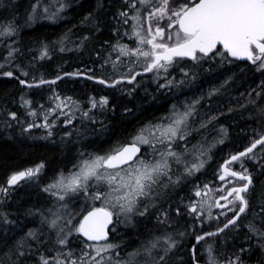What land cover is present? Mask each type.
<instances>
[{
    "label": "snow or ice",
    "instance_id": "obj_1",
    "mask_svg": "<svg viewBox=\"0 0 264 264\" xmlns=\"http://www.w3.org/2000/svg\"><path fill=\"white\" fill-rule=\"evenodd\" d=\"M66 5L61 4L60 10ZM48 5H42L41 0H36L31 8L28 22L34 19H54L56 13L49 14ZM104 8L101 0H97L99 11ZM131 14V15H130ZM113 19L116 21V27L111 30L119 35L120 29L129 23L131 19L134 23L131 25V34L128 30L123 35L135 37V47H130L119 43L112 44V50H118L120 56L135 57L129 59L127 63V72H121V66L124 61L118 64L111 60L110 55L103 58L100 65L101 70L106 65H110L114 75L112 77H98L89 75L87 79L95 80L101 85L115 87L121 83L132 84L137 76V66L142 67L143 73H153L154 79L159 81L163 74L164 82L158 83L159 89H169L183 84L189 75L195 78L196 72L191 73L180 69L183 79L176 81L173 77L168 79L169 69L174 65L182 63L185 59L193 62V67L202 65L206 60H216L219 57V64H232L236 61H245V67L259 72L264 77V0H121L117 10L113 13ZM81 24H91L95 31L101 30L103 21L93 12H89L81 20ZM18 35V29L13 22L0 25V44L5 40ZM122 39V36H120ZM67 39V33L59 41V51L64 52V40ZM84 36L79 47L83 46V41L88 40ZM16 41L13 40L12 44ZM105 44L109 41H104ZM8 49L5 62L12 67L7 71L0 72V76L15 78L21 86L31 90L39 88L42 85H55L62 79L57 74L54 79H45L43 75L36 77L32 75L31 82L27 79L30 76V68L34 67L30 62L29 67L16 63L15 54L20 50L18 47H12L11 44L5 45ZM99 56L100 54L97 53ZM117 56L116 60H120ZM50 58V48L48 44L42 43L39 53V59ZM0 64V69L4 68ZM244 69H241L243 71ZM79 71L75 73H63L64 76L80 75ZM118 77V78H117ZM231 79V78H229ZM228 80L224 81L227 84ZM223 87V85H221ZM260 91L252 89L256 98L264 99V79H261L258 85ZM131 91H134L132 89ZM219 92V88H211L207 96L211 98ZM249 97L252 93L250 92ZM51 99L60 101L55 109L40 108L44 111L43 125H36L35 122L27 124V128L22 129L27 132L33 127L42 126L51 129L55 121L49 122L48 113L60 109V115H65V123L71 124L69 118L63 111L65 103L72 102L71 97H64L61 100L59 94L53 92ZM203 97L192 100L190 104L184 105V110L179 111L173 106L171 113L167 117H160L161 123L150 124L141 128L126 142L117 141L113 146L103 154L79 153L77 162L73 164L75 171H70L67 175L61 170L52 181L44 185L42 191L55 197L57 209L53 211L48 208L49 216L39 209H29L27 215H33L38 212L41 217V229H29L23 237L8 248L4 256L0 258V264H175L174 257L183 242L186 235H192L196 243L189 248V261L185 262L181 257L179 264H200L198 257V246L205 241L206 237H219L227 235L228 231H235L241 227L248 229L245 233V239L251 240L256 237L257 246L264 253V189L259 194L260 211L256 213L251 202L253 176L244 166L243 158L249 159L255 156L254 150L260 147L264 152V125L261 129H254L258 138H253L250 146H246L242 151L232 154L226 159L221 168L220 180H225L227 176L236 178L239 186H233L227 189V195H221L220 200L227 204H220L219 200H209V193L212 191L208 184L193 185L192 191L195 197L189 195L186 199H180V203L173 206L169 204L164 207L167 198L170 197L171 190L178 187L188 177H192L196 172L204 167L205 160L199 159V156L205 153H199L195 162L190 165L185 164L184 170L173 179L172 166L169 158L176 164L182 163L181 157L185 153H178L173 145L177 141H185L189 129V118L196 114V106ZM21 106L27 111V115L37 116V109L31 107L32 101L25 95L20 96ZM89 103L92 108L98 105L102 108L108 104L107 97H101L99 101L90 98ZM248 103L256 105V99H249ZM245 105H241L244 107ZM231 111V109H229ZM257 112L264 118V105L257 108ZM7 115L12 120L18 121L16 111H8ZM85 117L89 116L84 112ZM167 119L169 122L163 124ZM215 117H211L209 122ZM7 123L11 127V123ZM200 127H207L206 123H201ZM147 131V135L145 132ZM226 134V130L221 128ZM159 133V136L156 133ZM47 135L52 136L48 131ZM68 135V133H66ZM223 143V139L219 141ZM163 145L162 151L156 148V145ZM141 145H148L152 149L153 155H159V159L149 160L147 153L141 152ZM187 151V150H186ZM233 162H239L242 171H235L231 165ZM44 164H37L35 167L27 168L22 171L12 173L5 182L0 185V195L8 196L10 188L18 185L21 180L37 178ZM80 205L73 210L68 209L66 198L75 197L80 200ZM231 197V199H229ZM228 208L231 212H222L224 220L220 221L214 231H204L203 220L205 210H208V217L211 218V208ZM253 212L252 219H246L249 211ZM174 214V215H173ZM155 216L157 228H171L180 217L191 218V224L184 231H165L160 235L149 234L140 246L128 254L129 259L125 261L114 260L112 250L119 247L118 244L110 242V232H115V224L124 223L135 226L136 218H147ZM115 217V221H114ZM123 217V219H121ZM259 219L260 223L255 221ZM218 219V218H217ZM242 221H245L242 223ZM0 223L4 225L14 224L15 221L9 219L7 212H0ZM200 223L199 231L196 224ZM47 225L48 231L42 230ZM112 225L110 228L109 226ZM202 233V234H201ZM179 237L181 239H177ZM208 252L207 264H244L242 254L252 251L251 246L244 248L241 246L237 252L232 253L227 259L220 260L213 255V245L206 246ZM119 256V253H116ZM264 264V261L261 262Z\"/></svg>",
    "mask_w": 264,
    "mask_h": 264
},
{
    "label": "trees",
    "instance_id": "obj_2",
    "mask_svg": "<svg viewBox=\"0 0 264 264\" xmlns=\"http://www.w3.org/2000/svg\"><path fill=\"white\" fill-rule=\"evenodd\" d=\"M32 4L33 0H0V25L13 22L18 29V35L13 36L8 40H5L3 44H0V62L4 58L6 54L5 52H7L3 47L7 44H12V41L15 40L16 43L13 44V46L18 47L20 50L15 54V63L29 67L30 62H33V58H36L34 61V67L30 68V76L27 78L29 82H31L32 75H35L36 77L43 75L45 79L51 80L54 79L57 74H60L62 79L57 81L55 85H42L39 88L29 90L25 86L19 85L15 78L0 76V116L7 115L8 111H16L18 113V121L21 123V116L23 114L20 103L21 95H25V97L29 96L33 101L34 108L40 105L49 107L50 104L45 102L46 100H44V97L46 93L49 94L52 92L62 96H71L79 101L83 100L82 102H85L90 96L98 98L101 93L104 97L109 99V103L105 109H102L103 113L98 117L100 121L104 119L103 123L101 122L99 125L96 122L89 121L87 124L82 125V127L83 129H90L92 126L91 128L93 130H86L87 132L84 131V135L81 136H76L75 133H71V137L68 141L53 143L50 142V140L31 143L26 140L25 136H20L21 134L24 135V132L22 133L21 125H16L14 128L11 127L7 130H2L0 126V185H4L6 179L12 173L34 167L41 163L44 164V168L42 169L43 173L40 181L42 184L46 181L49 182L61 170H63L64 173H67L73 164H75L77 153L81 151L103 153L114 142H126L139 127L154 121L158 117H162L168 107V102L155 104L159 99L156 102L154 99L151 100V94H146L142 97L138 95L137 87L135 88V86L143 84L140 83V78L147 76V74L144 73L137 76L134 84L130 85L125 82L127 84L124 83V90L119 88L115 89L113 87L105 88L103 87L104 85L102 86L95 81L93 82V80L87 79L89 75L83 73L82 75L74 76L63 75L65 72L75 73L78 71L79 67H82L88 61H94V58L97 59L99 57L97 55V50L100 47L99 40L105 38L108 41V35L112 31L111 29L117 26L116 21L113 19V13L115 11H110L106 6L105 9L94 11L97 8L96 1L93 3L91 0H86L78 6L70 7L64 13L65 18L55 24L46 22L31 24L28 22V17ZM90 11L93 12L94 16H98L99 19L103 21V24L101 25V31L99 34L90 37V40L82 46L80 54H77L76 57L70 55L63 58L57 51L50 49V58L43 60L39 59L42 43L48 44L57 41L64 36L65 33L73 32L77 29L79 24L84 27L91 26V24H81L83 17ZM125 30L126 28L124 25L121 27L120 34L118 35L119 37L122 36V39L125 36L123 35ZM120 39L121 38H119V40ZM106 40H102V44L101 42L100 44L104 50L108 51L107 54H110L112 52V43L109 42L103 44ZM101 52L99 54H102ZM102 62L103 60L91 71V73L94 74V76L108 78L109 76L100 73L105 70H101L100 68ZM192 63L193 62L186 59L182 62L185 66ZM245 65L246 63L234 62L232 64L218 63V65L211 66L209 60H206L202 63L199 69L200 74L196 75L198 79L202 80L200 85H205V89L208 90L213 87L219 88L226 79L229 81V91L226 92L228 93L227 95L225 93L223 100L220 102L215 98V100H213L214 102L208 107H205L204 110H213L214 116L219 115L220 113L226 114L229 112V109L235 111V117L227 114L225 116L226 119H224V124L230 131L229 142L216 149L212 154L211 162L208 164L204 172L198 173L191 180V189L193 188V185L202 186L205 183L208 184V187L212 190L209 193V200L218 197L217 182L220 173L219 166L222 165V163L232 154L242 151L246 146H250L251 143L250 139H244L241 135H238L237 131H234V129L230 127L234 126V124L235 126L243 124L242 120L245 118L244 114L246 112L240 113L238 111L241 109V105H243L241 101L256 99L257 102H261L262 105H264V99L256 98L255 92L252 91V89L260 91L258 85L264 77H262L259 72L253 74V70L246 68ZM9 69L10 68H2L0 69V72ZM241 69L244 70L241 71ZM196 85H198V83H196ZM100 87L103 90H101ZM153 88L155 90L156 87ZM24 89L29 92L23 91ZM132 89H134V91H131ZM168 92L169 91H164V93ZM250 92L252 93L251 97L248 95ZM38 102H40V105ZM256 110L257 108L249 111L251 113L250 116L258 114V112H255ZM246 114L249 115L248 113ZM89 115L94 119L93 117L96 115V112H92L91 110ZM96 118L95 121L97 120ZM241 118L242 120H240ZM257 118L261 119L262 117L257 116ZM96 126L102 128V130L98 131V134L95 129ZM63 131L66 132V129ZM259 150L260 147L254 152L255 156L253 158H243L244 166L248 168V171L253 176L251 202L256 213H259L260 211L259 194L262 188V183L264 182V152L259 156L257 155ZM236 163L237 162H234L232 165L234 166ZM236 165L234 166L235 171H242L240 164ZM239 183L241 182L234 178L227 177L224 180V194H226L227 189L237 186ZM13 192H16L14 200L3 201V205L6 209L5 212L9 214V219L15 221V223L13 227L0 224V230L5 229L8 234H3L2 231H0V258L4 256V253L8 248L12 247L17 240L25 235V229L32 220V218L27 217V211L29 209L41 210L40 208L46 205L49 206V203L45 205L42 200H38L37 197L41 195L29 186L16 187ZM193 193L186 194V197L187 195H192L194 198L195 196ZM172 205L175 206L174 204ZM41 211L43 212V209ZM252 217L253 212L250 210L246 219H252ZM26 221L28 224H26ZM258 221L259 219L257 218L255 222L259 224L260 221ZM244 222L245 221H242V223ZM137 226L138 223L133 226L132 229H136ZM243 228L244 227H241L240 229ZM129 231H131V229ZM131 233L135 235L136 232L132 231ZM236 236H240L238 241V244L240 245L243 238L241 235H234L235 238H238ZM232 244H236V242H233ZM234 252H237V250L226 252L221 256H227L228 258ZM259 253L260 252L255 251L253 254L254 256L251 257L247 254H243L244 256L242 257H244L247 262L244 264H261L264 260L260 259Z\"/></svg>",
    "mask_w": 264,
    "mask_h": 264
},
{
    "label": "rangeland",
    "instance_id": "obj_3",
    "mask_svg": "<svg viewBox=\"0 0 264 264\" xmlns=\"http://www.w3.org/2000/svg\"><path fill=\"white\" fill-rule=\"evenodd\" d=\"M85 0H41V4L42 5H48L49 7V14L51 13H56V16L54 19H44V18H38V19H34L33 21H31L30 23H42V22H46V23H51V24H55L61 20H63L64 17V13L70 8L72 7V5L76 6L79 3L83 2ZM93 3H97V0H92ZM101 2L104 4V8L105 6L107 9H109L110 11H116L117 7L119 6V3L121 2V0H101ZM36 3V0H33V4ZM32 4V5H33ZM64 4L66 5L65 8L63 10H60V5ZM95 9V6H94ZM32 12V8H30V12L29 14ZM131 15V14H130ZM134 23V21H132L131 19L129 20V23L127 25H125L126 30H128V32L131 34V25ZM3 25V24H2ZM101 31V30H100ZM100 31H95L94 28H92V26L89 27H84L83 25L79 24V27L77 29H75L73 32H69L67 33V39L64 40V47H65V51L64 52H60L59 51V45L56 44L55 42L59 41L60 39H58L57 41L53 42V43H48L50 49L57 51L63 58L64 57H68L70 55L73 56H77V54H80L82 51V47H79V45H81L82 39L84 36H88L90 40V37H94L95 35L99 34ZM108 35V34H107ZM106 35V36H107ZM108 41L111 42L112 44L117 40H119V36L117 34H115L113 31H111V33H109L108 35ZM83 41V46L84 44L88 41ZM102 40H106L105 38ZM102 40L100 39L99 41L102 44ZM113 40V41H112ZM135 37H131L130 36H124L123 39L119 40V43L121 44H125L128 45L130 47H135ZM99 42L100 45V49L97 50V53H101L99 55V57L97 59L94 58V61H88L86 64H84L82 67H79L78 71L80 73L83 72V74H87V75H93L91 73V71L93 69H95V67H97V65L100 64V62L103 60L104 56H108L111 55V60L116 61L118 64L120 63V61H124V65L121 66V72H127V63L129 61V59H135V57H124V56H120V53L118 50H115L108 54V51L106 50H102L104 48L101 47V44ZM47 44V43H45ZM105 44V43H103ZM12 47L13 44H11ZM4 49L7 50L8 49L6 46L3 47ZM50 50V51H51ZM7 52H5V56L2 59V61L0 62V64H4L5 67L4 68H11L12 65L8 64L5 62V57L7 56ZM104 53V54H103ZM104 55V56H103ZM117 56H120V60L117 61L116 58ZM98 60V61H97ZM16 61V60H15ZM15 61L12 62V64H16ZM218 57L216 58V60H209V62L211 63V66L214 65H218ZM95 62V63H94ZM8 65V66H6ZM95 66V67H94ZM200 66H196L195 68L193 67V63L190 65L185 66V64L179 63L174 65L172 68L169 69V73L171 75L168 76V79H172L173 77L175 78L176 81H180L181 79H183V74L181 73L180 69L183 68L185 71L191 73L192 71L196 72V75H199V69ZM216 68V67H215ZM7 71V70H6ZM135 71H139V72H143L142 71V67L137 66ZM90 73V74H89ZM100 73H104V75L112 77L114 75V73L112 72L111 66L110 65H106L105 66V70L100 72ZM140 83H143L140 86H135V88L137 89L138 95L139 96H144L146 94H151V98L149 95V98L151 100H155V102L159 99L158 102H156L155 104H160L162 102H168V107H167V111H165V113L162 115V117H167L170 115L171 110L173 109V106L176 107L177 110L179 111H183L184 110V105L185 104H190L192 102V100L197 99L199 97H203V99L200 100V103L196 106L197 111L196 114L193 117L189 118L188 124H189V129H188V134L186 135V140L185 141H177L176 144L173 145L174 150L178 153H185L181 159H182V163L180 164H176L172 158H169V162L172 166V174H173V179H175L176 175H179L180 173L183 172L185 164L190 165L192 162H195L197 156H199V153L203 152L205 153V155L203 156H199V159L205 160V164L204 167L202 169H200L199 172H196L194 176L192 177H188L186 181L182 182L178 187H176L175 189L171 190L170 193V197L167 198V202L164 203V207H168L169 204H174L177 205L180 203V199L183 197H186V194H191L193 193L192 189H191V180L193 177H195L198 173L204 172V170L207 168L208 164L211 162L212 160V154L213 152L218 149L219 147H222L223 145H225L227 142H229V128L224 124V119L225 116L228 115H232V117H235L234 112L235 111H229L226 114L220 113L219 115H213V110H204L205 107H208L209 105H211L212 102H214L213 100H215V98L218 99V101H222L225 93L229 91V81L227 84L222 83L223 87H219V92L214 94L211 98H209L207 96L208 93V89H205V85H200L201 84V79H198L197 76H195V78H192L191 75H189L188 79L185 81V83L183 84H178L177 86L171 87L169 89H159L158 88V83H163L164 82V78H163V74L161 75V78L159 79V81H157L156 79H154V74L153 73H148L147 76L140 78ZM136 81H134L132 84H134ZM125 83V82H124ZM124 83H121L119 85H116L115 89L119 88V89H123V87L125 86ZM150 83V84H148ZM196 83H198V85H196ZM127 84V83H125ZM131 85V84H130ZM103 86V85H102ZM156 87L155 90L153 87ZM105 88H109L107 86H103ZM101 88V87H100ZM112 88V87H111ZM202 88V89H199ZM101 90H103L101 88ZM203 90V91H202ZM26 92H29L27 90H23ZM35 91V90H33ZM164 91H169L168 93H164ZM228 93H226L227 95ZM53 96V92L49 93V94H45V99L46 102H48V104H50L49 107H44V108H53L55 109L56 104L60 103V101H55L53 99H51V97ZM47 97V98H46ZM61 100L64 99V97H71V96H62L60 95ZM101 97H104L103 94L100 93V95L98 96V98L94 97V96H90L88 98V100H86V102H82L79 101L73 97L72 98V102H67L65 101V103L68 105L67 107H63L62 111L69 117L71 118V124H66L65 121V115H60V109H57L56 111L53 112H49L48 113V120L49 122L55 121V123L53 124L51 129H46L42 126L39 127H33L31 129H29L27 132H24V135L21 134L22 137H26V140L29 142H45V141H50V142H62V141H68L71 137V133H75L76 136H81L84 135V131L86 130H93L91 127L90 129H83L82 125L87 124L89 121L91 122H96L100 125V123L104 122V119L100 121V119H98V117H100V114L103 113L102 109H105V107H107V105H105L104 107H100L99 105L96 108H92L90 103H89V99L90 98H95L97 101L100 100ZM27 98V97H26ZM30 99V98H27ZM32 100V99H30ZM52 102V103H51ZM243 105H245L244 107H241V109H239L238 111L240 113H248L249 115H247L246 113L244 114L245 118L242 120V118L240 120L243 121V126H245L246 123H251L254 122L256 125L253 126H248V129H250L249 131H247V133H249L250 137V142L252 141L253 138H256V132H254V129H261L262 125H264V118H257V116H260V114H256L255 116H250L251 113L249 111L255 110V108H258L262 105L261 102H257L259 104L253 105L248 103V100H243L241 101ZM21 103V101H20ZM84 103V104H83ZM108 103H109V99H108ZM45 106V105H44ZM31 107H33V103L31 105ZM37 109V116L33 117L30 115H27V111L24 107H22L23 110V114L21 116V123H19V121H15L12 120L11 117H9L8 115H1L0 116V126L2 128V130H7L8 128H14L16 125H21V128H27V124L31 123V122H35L36 125H43L44 123V111L40 108V106L35 107ZM92 110V112H96V115L93 117L94 119H92L90 117V115L88 117H85L83 115L84 112H88L90 114V111ZM257 113V110L255 111ZM234 115V116H233ZM238 115V114H237ZM25 118H24V117ZM97 117V118H96ZM211 117H215V119H212L211 122H209ZM2 118V119H1ZM95 118L97 119L95 121ZM160 117H158L157 119H155L152 122L146 123L143 126L139 127L135 133L133 135H135L137 133V131L141 128H145L146 126L150 125V124H157V123H161V121L159 120ZM232 120V119H231ZM258 120V121H257ZM11 123V127L7 126V123ZM169 121L167 119L163 120L162 123L163 124H167ZM24 123V124H23ZM201 123H206L207 127H200ZM245 123V124H244ZM72 126V127H71ZM239 125L235 126H230L234 129V131H237V127ZM236 127V128H235ZM221 128L226 130V134L224 132L221 131ZM66 129V132H64L63 130ZM96 132L98 134V131L102 130L101 127L96 126L95 127ZM74 130V131H73ZM48 131L52 132V136H48L47 133ZM64 132V133H62ZM87 132V131H86ZM30 133V134H29ZM66 133H68V135H66ZM29 135V136H28ZM132 135V136H133ZM145 135H147V131L145 132ZM157 136H159V133H156ZM131 136V137H132ZM130 137V138H131ZM239 137V136H238ZM130 138H128V140H130ZM258 138V137H257ZM223 139V143H220L219 141ZM127 140V141H128ZM116 142H114L111 146H113ZM110 148V147H109ZM108 148V149H109ZM156 148L160 151L163 150L164 146L157 144ZM108 149H106L103 153H94V154H99V155H103ZM141 150H142V154L143 153H147L146 158L149 160H156L159 159V155H153L152 154V149L148 146V145H141ZM187 150V151H186ZM83 153H85V157H87V155L91 152H85V151H81ZM79 152V153H81ZM79 153H77V158L75 163L77 162V159L79 158ZM263 152H261L259 150L257 155H261ZM237 165L239 164V162L236 163ZM235 164V165H236ZM234 165V166H235ZM236 165V166H237ZM35 167V166H34ZM32 168V167H31ZM76 169L73 168V166L67 171V173H64L65 175H67L70 171H75ZM43 170H41V172L39 173L37 178H31V179H24L21 180L18 185L16 186H12V189L15 187H25V186H29L31 187L33 190H36V192H38L41 196H38L37 199L43 201V203L46 205L47 203H49V206H44L42 208H40L41 210L43 209V212L45 214V216H49L50 214L47 212L48 208H52L53 211H55L58 207V205L55 203V197L50 196L49 193H45L42 191L44 185L50 183L52 181V179L48 182L46 181L44 184L41 183L40 179H41V175ZM219 171H220V166H219ZM5 185V184H4ZM262 188L264 189V182L262 183ZM261 191V190H260ZM15 193L16 192H10L9 197L8 196H3L0 195V212H5V206L4 204V200H14L15 199ZM194 194V193H193ZM188 197V196H187ZM186 197V198H187ZM83 197L81 196L80 200H77L75 197H71V198H66L65 203H67L68 205V209L69 210H73L74 208H77L81 201H82ZM195 199V197L193 198ZM200 197H196L195 200H200ZM211 201V200H210ZM216 207H212L211 208V213H215L216 212ZM40 210V211H41ZM42 212V211H41ZM205 212H208V210L206 209ZM32 216V217H31ZM28 215L27 217L32 218V220L30 221L28 227L25 229V231L27 232L29 229H41V217L39 215L38 212H34L33 215ZM115 218V217H114ZM121 219H123V217H121ZM139 218L135 219V223H138ZM27 222V221H26ZM210 222V221H209ZM259 222V221H258ZM214 223V222H213ZM1 225H4L2 223H0ZM28 224V222L26 223ZM135 224V225H136ZM10 227H13L14 224H8ZM211 225V224H210ZM5 226V225H4ZM115 228L116 231L112 232V234L114 235L115 233H117V235L121 234V230H125V229H132L133 225L131 224H124V223H119V224H115ZM43 231L47 232V225H44L42 228ZM2 231L3 234H7L6 230H0ZM179 231H184L183 229L179 230ZM248 232L247 228H243V229H238L237 232L235 233H231V235L229 234L228 236L230 237H225V239H230L231 237L234 238V242H236V244H231L229 246H225V247H221L217 248L215 250V246H214V252L213 255H215L218 259L220 260H224L227 259V256H221L222 254H225L226 252H231L234 250H239V248L241 246H243L244 248H249L251 246L252 251H250L249 253H247V255L254 256V252L258 251L259 253V257L260 259L264 260V253L261 252V250L259 249V247L257 246V241H256V237H253L251 240H246L245 239V233ZM136 235V233H135ZM234 235H241L243 240L241 241V244H238V241L240 239V236H236L238 238H235ZM110 242H114L113 238ZM113 244H118V243H113ZM133 251V250H132ZM130 252H120L117 249L112 250V256L114 260H121V261H125L128 260V254L131 253ZM119 253V256L116 255V253ZM231 254V253H230ZM242 256H244L242 254ZM253 258V257H252ZM242 259L244 260V263H247L244 259V257H242Z\"/></svg>",
    "mask_w": 264,
    "mask_h": 264
},
{
    "label": "flooded vegetation",
    "instance_id": "obj_4",
    "mask_svg": "<svg viewBox=\"0 0 264 264\" xmlns=\"http://www.w3.org/2000/svg\"><path fill=\"white\" fill-rule=\"evenodd\" d=\"M91 2H93V1L91 0ZM81 3H79V4H81ZM140 73H143V72H140ZM93 81H95V80H93ZM109 88H111V87H109ZM253 125H256V124L254 122L246 123L245 126H243V124H239V126L237 127L238 135H241L244 139H250L249 136H251V135H249V133H247V131L250 130V129H248V126H253ZM141 152H142V150H141ZM231 167H232L233 170H235V167L233 165H231ZM220 174H221V168H220L219 175ZM237 186H239V185H237ZM15 188L12 189V187H11L10 188V192L12 193ZM217 194H218V197L215 200H219L220 204H227L226 201L220 200V196L221 195H227V192H226V194H224V180L223 181L220 180L219 177H218V182H217ZM229 199H231V197H229ZM8 200H10V199H8ZM185 202H187L186 197H185ZM231 207H232L231 205H228L227 208H218V207H216L215 208L216 212L215 213H211L212 214L211 218L208 217V212H205L204 220H203V229H204V231H214L216 226H217V224L220 221L224 220V216H222L220 214L222 212H227V214L230 216L231 212H228V208H231ZM138 220H139L138 221V226H137L136 229H131V231H129V229L121 230L120 231L121 234L117 235V233H116L115 236L112 234V232H110V237H109L110 241L113 238V240H114L113 243H118V245H119L118 250L120 252H130V251L138 248L140 246V244L144 240H146L148 238L149 234H151V233H155L156 235H160V234H162L165 231L174 232V231H179L181 229H183V230L188 229L189 232L192 231V229L189 228V225L192 222L191 218H189V217H180V218H178V220L175 223H173L172 227L171 228H167V229L155 227V225H156L155 216H149L147 218H139ZM114 221H115V218H114ZM200 228H201V224L197 223L196 224V229L199 231ZM132 231H135L136 235H133L131 233ZM235 232H237V230L228 231L227 235H222V236H219V237H211V238L206 237L205 241L201 242L200 245L198 246V248H199L198 257L200 259V264H207L208 252L206 251V246L208 244L213 245V248L215 246V250H216V247L220 248V246L221 247L229 246V245H231L234 242V238L231 237L230 239H225V237H227L229 234L231 235V233H235ZM228 237H230V236H228ZM176 238L177 239H181L179 237H176ZM182 239H183V242H182V244L180 246V250L177 251L176 256L174 257L175 264H179V260H180L181 257L184 259L185 262H188L189 261V251L188 250H189V248L191 247L192 244L196 243V241L194 240V237L192 235H186Z\"/></svg>",
    "mask_w": 264,
    "mask_h": 264
},
{
    "label": "bare ground",
    "instance_id": "obj_5",
    "mask_svg": "<svg viewBox=\"0 0 264 264\" xmlns=\"http://www.w3.org/2000/svg\"><path fill=\"white\" fill-rule=\"evenodd\" d=\"M7 4H8V3H7ZM72 6H73V5H72ZM64 17H65V16H64ZM112 41H113V40H112ZM116 42H117V41H116ZM114 43H115V42H114ZM114 43H113V44H114ZM98 49H100V48H98ZM102 50H104V49H102ZM103 54H104V53H103ZM107 55H108V54H107ZM103 56H104V55H103ZM108 56H109V55H108ZM110 56H111V55H110ZM104 57H105V56H104ZM97 61H98V60H97ZM94 63H95V62H94ZM94 67H95V66H94ZM95 68H96V67H95ZM79 73H80V72H79ZM82 73H83V72H82ZM82 73H81V75H82ZM89 74H90V73H89ZM144 74H148V73H144ZM90 75H91V74H90ZM85 77H86V76H85ZM93 82H94V81H93ZM27 96H28V95H27ZM27 98H29V96H28ZM46 98H47V97H46ZM85 99H86V98H85ZM44 100H46V99L44 98ZM86 100H88V99H86ZM31 101H32V100H31ZM82 101H83V100H82ZM32 102H33V101H32ZM41 102H42V101H41ZM45 102H46V101H45ZM48 102H49V101H48ZM85 102H86V101H85ZM38 103H39V105H40V102H38ZM42 103H43V102H42ZM51 103H52V102H51ZM83 104H84V103H83ZM43 106H44V105H43ZM23 117H24V116H23ZM24 118H25V117H24ZM1 119H2V118H1ZM23 124H24V123H23ZM14 130H15V129H14ZM15 132H16V131H15ZM18 134H19V133H18ZM29 134H30V133H29ZM17 136H18V135H17ZM20 136H21V135H20ZM20 136H18V137H20ZM28 136H29V135H28ZM33 142H34V141H33ZM31 143H32V142H31ZM38 143H39V142H38ZM33 144H34V143H33ZM258 148H259V147H258ZM258 148H257V149H258ZM257 149H256V150H257ZM256 150H255V151H256ZM255 151H254V152H255ZM229 158H230V157H229ZM229 158H228V159H229Z\"/></svg>",
    "mask_w": 264,
    "mask_h": 264
},
{
    "label": "water",
    "instance_id": "obj_6",
    "mask_svg": "<svg viewBox=\"0 0 264 264\" xmlns=\"http://www.w3.org/2000/svg\"><path fill=\"white\" fill-rule=\"evenodd\" d=\"M186 60H187V59H186ZM189 61H190V60H189ZM236 62H239V63H248V62H245V61H236ZM258 147H259V146H258ZM258 147H257V148H258ZM255 150H256V149H255ZM255 150H254V151H255ZM223 163H224V162H223ZM233 163H234V162H233ZM229 177H231V176H229ZM231 178H233V177H231ZM234 179H236V178H234ZM236 180H237V179H236ZM109 227L111 228L112 225H110Z\"/></svg>",
    "mask_w": 264,
    "mask_h": 264
}]
</instances>
